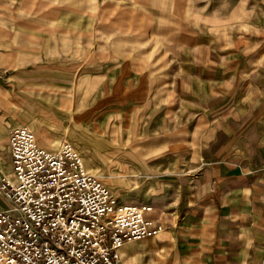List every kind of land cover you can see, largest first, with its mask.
<instances>
[{
	"label": "rangeland",
	"instance_id": "rangeland-1",
	"mask_svg": "<svg viewBox=\"0 0 264 264\" xmlns=\"http://www.w3.org/2000/svg\"><path fill=\"white\" fill-rule=\"evenodd\" d=\"M209 1L0 0V123L50 150L69 142L121 199L123 178L138 186L140 145L154 148L169 116L180 19L217 40L264 34V0Z\"/></svg>",
	"mask_w": 264,
	"mask_h": 264
},
{
	"label": "crops",
	"instance_id": "crops-1",
	"mask_svg": "<svg viewBox=\"0 0 264 264\" xmlns=\"http://www.w3.org/2000/svg\"><path fill=\"white\" fill-rule=\"evenodd\" d=\"M168 59L169 116L154 148L139 144L138 186L123 178L119 187V201L153 207L160 229L123 242L120 260L264 264V34L217 40L182 18ZM12 127L0 123V178L11 167Z\"/></svg>",
	"mask_w": 264,
	"mask_h": 264
},
{
	"label": "built area",
	"instance_id": "built-area-1",
	"mask_svg": "<svg viewBox=\"0 0 264 264\" xmlns=\"http://www.w3.org/2000/svg\"><path fill=\"white\" fill-rule=\"evenodd\" d=\"M11 167L0 178V264H122L118 249L156 234L147 203L119 201L83 169L64 141L39 145L22 125L9 130Z\"/></svg>",
	"mask_w": 264,
	"mask_h": 264
},
{
	"label": "bare ground",
	"instance_id": "bare-ground-1",
	"mask_svg": "<svg viewBox=\"0 0 264 264\" xmlns=\"http://www.w3.org/2000/svg\"><path fill=\"white\" fill-rule=\"evenodd\" d=\"M35 138H36V136H35ZM36 140H37V138H36ZM37 142H38V140H37ZM38 143H39V142H38ZM39 145L42 146L41 144H39ZM42 147L46 148L45 146H42ZM80 157H81V156H80ZM81 160H82L83 169L86 171V168H85V165H84V162H83L82 157H81Z\"/></svg>",
	"mask_w": 264,
	"mask_h": 264
}]
</instances>
